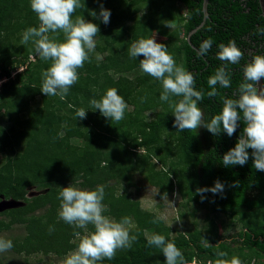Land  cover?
Listing matches in <instances>:
<instances>
[{
	"label": "trees",
	"instance_id": "1",
	"mask_svg": "<svg viewBox=\"0 0 264 264\" xmlns=\"http://www.w3.org/2000/svg\"><path fill=\"white\" fill-rule=\"evenodd\" d=\"M203 1L84 0L85 10L78 9L73 19L82 15L86 21L97 24L99 33L89 61L78 70V81L61 100L40 92L41 74L51 61L35 55L31 42L20 43L24 31L39 27L30 0H0V81L6 79L0 84V201L23 203L0 213L6 217L0 220V233L15 225L24 226L26 235L12 243L18 254L64 257L77 247L73 243V227L58 218L57 212L60 188L78 183L89 190L103 185V203L108 205L104 214L116 222L129 217L135 225L130 235L136 241L131 248L99 264H165L161 250L147 243L154 234L173 242L186 264L193 259L198 264H215L217 259L230 261L233 257H238L242 264L252 260L261 264L264 172L254 169L250 149L244 166L222 164L223 155L242 134L243 122L231 137L223 132L214 136L205 128L198 133L177 132L172 108L159 99L161 82L141 70L142 56H129L134 42L153 38L156 32L176 64L193 74L196 90L204 93L199 107L205 120L220 114L223 98H239L244 66L254 56L264 55V18L258 0H208L204 24L188 39L189 33L203 21ZM101 5L111 12L107 25L98 18ZM179 5L184 7V13ZM93 10L97 18L91 16ZM49 35L58 42L64 41L63 33ZM209 39L212 45L207 55H198L202 42ZM229 41H234L244 54L237 64L217 58L219 45L227 46ZM99 55L106 56L99 59ZM22 66L25 68L18 71ZM219 67L229 72L231 86H217L219 95L209 98L207 92L211 89L207 82ZM109 88H116L132 107L131 111L125 110L119 123L107 120L89 104L91 99L103 97ZM79 108L88 111L83 120L76 118ZM156 110L154 118L148 120L146 113ZM134 173L158 188L160 197L177 192L182 200L180 208H190L189 217L204 208L212 215L227 216L230 221L218 225L207 214L206 227L172 237L169 226L130 199L127 188L132 186ZM217 181L223 185L222 192L203 193V200L195 194L198 188H211ZM119 184L125 185L121 193L117 189ZM31 190L41 192L28 197ZM43 209L46 213L37 216ZM182 210L178 214L180 219L186 217ZM236 224L239 229L227 234ZM88 228L94 231L92 225ZM202 238L209 242V247L202 244ZM219 252L226 255L219 257Z\"/></svg>",
	"mask_w": 264,
	"mask_h": 264
},
{
	"label": "clouds",
	"instance_id": "2",
	"mask_svg": "<svg viewBox=\"0 0 264 264\" xmlns=\"http://www.w3.org/2000/svg\"><path fill=\"white\" fill-rule=\"evenodd\" d=\"M30 8L38 18L39 27H29L24 31L20 43L31 42L34 45L35 55L43 61H51L50 67L41 74L40 92L46 97L59 96L64 100L69 89L79 79L78 70L89 61V53L95 49V38L99 33V27L95 23L86 21L82 15H77L73 19L78 9L85 10L84 0L83 2L82 0H30ZM90 13L92 17L97 18L94 10ZM110 16V10L104 9L101 5L98 17L101 22L107 25ZM50 33H63L64 41L58 42L54 37L50 38ZM211 45V39L202 42L198 55H207ZM243 55L235 42L229 41L227 46L219 45L217 58L227 64H237ZM129 56L132 59L142 56L143 59L139 61L141 70L161 82L162 92L159 99L167 102L172 108L173 127L177 132L188 130L198 133L199 129L205 128L214 136L223 132L231 137L242 121L244 125L242 134L235 146L223 155L222 164L225 167L244 166L249 160L250 149L254 169L264 172V85L257 87L260 81L264 80V55L254 56L244 66V80L238 88L239 98H223L220 114L213 116L210 121L205 120V114L199 107L204 99V93L196 90L193 74L182 65L176 64L164 44L157 43L154 38H142L131 45ZM24 68L25 66H22L18 71ZM5 80L0 81V84ZM207 83L211 89L207 92V96L214 98L219 95L217 86L221 88L231 86L229 72L225 67H219L215 74L209 77ZM173 97L178 99L173 100ZM89 104L104 118L115 123L124 119L125 110L128 108L116 88H109L103 97L99 100L93 98ZM69 107L73 106L69 105ZM87 112L84 108L77 109L76 118L85 119ZM222 191L223 185L217 181L211 188H198L195 194L200 195L203 200V193L218 194ZM104 195L103 185H98L95 190H81L71 184L60 188L59 218L73 227V235L78 240L77 247L68 253L63 264H99L105 259L112 260L117 251L130 249L136 241V237L130 235L134 225L129 217L116 222L104 214L107 210L103 204ZM161 198L167 200V193ZM152 222L157 223V220ZM89 225L94 227V231H87ZM76 229L84 230V234L81 235ZM52 230L49 229L50 232ZM201 242L205 247L210 246L206 239L202 238ZM147 243L150 247L154 246L161 250L165 264H186L181 250L173 242L166 241L163 235L154 234ZM12 247L11 240L0 238V253ZM217 255L223 257L226 253L219 252ZM215 264H242V262L238 257H233L230 261L217 259Z\"/></svg>",
	"mask_w": 264,
	"mask_h": 264
},
{
	"label": "rangeland",
	"instance_id": "3",
	"mask_svg": "<svg viewBox=\"0 0 264 264\" xmlns=\"http://www.w3.org/2000/svg\"><path fill=\"white\" fill-rule=\"evenodd\" d=\"M180 11L184 13L185 12L184 7L180 6ZM153 38L158 43H160L162 40L161 37H159L156 32H154ZM101 52H105V50L102 49ZM104 56L99 55L98 58L101 59ZM11 78H13V76ZM127 109L131 111L132 107L128 106ZM157 112L158 110L147 112L146 116L148 120H152ZM138 153L142 154L144 152L143 150H138ZM152 161L156 163L157 168H160L161 165L157 162L156 159H153ZM131 183L132 186L127 188V193L129 194L130 199L138 202L142 210L154 213L158 218H160L164 222L166 226H169L172 229V234H171L172 237L180 233L186 234L188 231H192L193 229H201L202 227H206L207 220H205V217L207 214H209L208 215L209 219H213L218 225L221 224L222 222L226 224L230 221V219L227 216H224L219 213L216 215L214 214L212 215L211 213H209L208 209H204V208L202 209L200 208L199 210H197L193 217L187 216L190 208L188 207L187 211H185L186 210L185 208L183 210L180 208V204L182 203V200L181 197H179V195L177 194V192L168 194L167 200H164L159 196L158 188L150 185L146 181V179L139 173H134L132 175ZM71 186L79 188L81 190H89L88 188L81 187L78 183L73 184ZM124 187L125 185L123 184L117 185L118 192L121 193ZM40 192L41 191L31 190L28 194V197L37 196ZM103 204L105 205L106 209H108V205L106 203ZM22 205H23L22 202H15L12 200H2L0 201V213L8 209L21 207ZM179 210L184 211V213L186 214V217L184 219H180L178 217ZM59 211L60 209L57 212L58 218H59ZM45 213L46 211L45 209H43L38 211L36 214L37 216H39ZM111 218L114 219L113 217ZM1 219H6V217L0 214V220ZM134 227L131 228L130 233L134 229ZM239 227L240 226L236 224L235 228H230L226 233L227 234L234 233L239 229ZM87 231L91 232L89 228L87 229ZM26 232L27 230L24 228L23 225H15L14 227L11 228V230L0 233V238L11 240L12 243H16L26 235ZM83 234H84V230H82L81 232V235ZM146 235H149V232H146ZM73 243L78 244V240L76 237L73 239ZM122 250L117 251V253H119ZM66 256L58 257L54 254H50L48 256H42L41 254H38L35 256L28 257L25 256L24 254H18L16 251H14L11 248L6 252L0 253V264H45L49 262L56 264H63V261Z\"/></svg>",
	"mask_w": 264,
	"mask_h": 264
},
{
	"label": "water",
	"instance_id": "4",
	"mask_svg": "<svg viewBox=\"0 0 264 264\" xmlns=\"http://www.w3.org/2000/svg\"><path fill=\"white\" fill-rule=\"evenodd\" d=\"M258 3H259V7H260V9H261V16L264 18V0H258ZM207 4H208V0H204V1H203V8H202V11H203V14H204L203 21L201 22V24H200L198 27H196L195 29H193V30L189 33V35H188V39H189V36H190L192 33L196 32V30H198V29L204 24V21H205L207 15H208V14H207ZM260 85H263V80L260 81V84H258L257 87H259Z\"/></svg>",
	"mask_w": 264,
	"mask_h": 264
},
{
	"label": "built area",
	"instance_id": "5",
	"mask_svg": "<svg viewBox=\"0 0 264 264\" xmlns=\"http://www.w3.org/2000/svg\"><path fill=\"white\" fill-rule=\"evenodd\" d=\"M32 59V57H30V60ZM261 264H264V259L259 261ZM190 264H198L196 260H193ZM200 264V263H199ZM205 264H213L212 262H206ZM245 264H256V261L252 260L249 263H245Z\"/></svg>",
	"mask_w": 264,
	"mask_h": 264
}]
</instances>
